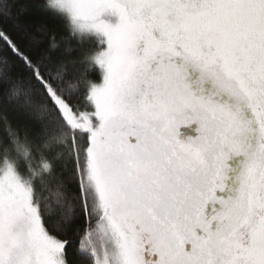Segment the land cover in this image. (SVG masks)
<instances>
[{"label": "snow or ice", "instance_id": "snow-or-ice-1", "mask_svg": "<svg viewBox=\"0 0 264 264\" xmlns=\"http://www.w3.org/2000/svg\"><path fill=\"white\" fill-rule=\"evenodd\" d=\"M44 7L105 47L0 25V264H264V0Z\"/></svg>", "mask_w": 264, "mask_h": 264}, {"label": "trees", "instance_id": "trees-1", "mask_svg": "<svg viewBox=\"0 0 264 264\" xmlns=\"http://www.w3.org/2000/svg\"><path fill=\"white\" fill-rule=\"evenodd\" d=\"M47 0H0V7H7L10 18L0 17L2 25L14 39H19L26 30L28 33L47 40L49 36H55L58 47L49 50L45 46V51L54 57L64 61V68L61 79V86L68 92L74 91L78 84V76L86 67V64H74L72 61L77 54V38L69 31V25L65 18L56 12L47 10L44 5ZM94 52V51H93ZM85 52L81 56L90 57L92 53ZM80 60V59H79ZM88 79L96 84L100 81V70L92 64L87 72ZM85 89L80 85L79 92L73 93L74 99L80 101V106L84 111L88 110L87 103L83 100Z\"/></svg>", "mask_w": 264, "mask_h": 264}, {"label": "rangeland", "instance_id": "rangeland-1", "mask_svg": "<svg viewBox=\"0 0 264 264\" xmlns=\"http://www.w3.org/2000/svg\"><path fill=\"white\" fill-rule=\"evenodd\" d=\"M57 13V12H56ZM58 16L61 13H57ZM61 16H63V18H65L66 23L69 25V31L71 32V34L74 36V38H77V54L75 56V58L77 60L81 59V56L84 55L85 52L87 53H92L91 56L97 54L99 51H102L103 48L105 47L104 45H101L99 43L101 37L95 35V34H91V33H81L73 28L70 27L69 24V20L67 19L66 15L61 14ZM110 21L112 23H115V18H110ZM93 65H95L99 70H100V75H101V79L98 83H96V86H101L103 83V75H104V71L103 69L96 65L95 63H93Z\"/></svg>", "mask_w": 264, "mask_h": 264}]
</instances>
